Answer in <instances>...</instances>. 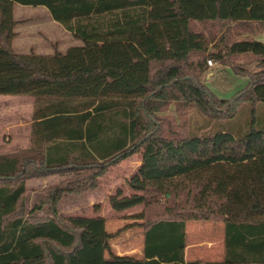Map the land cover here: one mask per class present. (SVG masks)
Listing matches in <instances>:
<instances>
[{
    "label": "trees",
    "instance_id": "1",
    "mask_svg": "<svg viewBox=\"0 0 264 264\" xmlns=\"http://www.w3.org/2000/svg\"><path fill=\"white\" fill-rule=\"evenodd\" d=\"M15 3L44 6L82 43L13 51ZM227 23L236 28L228 35L263 32L264 0H0V95L35 98L30 154L0 155V264L264 262V124L254 128L253 116L237 136L159 114L164 102L183 99L220 121L245 102L254 115L264 102V42L216 37ZM242 53L255 56L258 70L234 63ZM207 59L248 76L245 88L229 99L213 94L200 80ZM139 149L126 181L132 193L117 188L108 199L116 212L144 205L132 215L143 228L140 258L111 251L103 215L57 208L63 194L94 189ZM53 173L67 176L47 191L50 215L33 217L41 205L23 215L25 180ZM162 196L166 216L150 220L146 207ZM187 220L223 223L222 260L185 261Z\"/></svg>",
    "mask_w": 264,
    "mask_h": 264
},
{
    "label": "rangeland",
    "instance_id": "2",
    "mask_svg": "<svg viewBox=\"0 0 264 264\" xmlns=\"http://www.w3.org/2000/svg\"><path fill=\"white\" fill-rule=\"evenodd\" d=\"M13 18L15 25L13 28L14 36L8 46L17 53H36L48 54L54 50L65 51L72 45H80L82 40L74 36L61 23L54 20L44 6H30L15 3L13 7ZM234 29L231 23L224 25V28L217 33L216 37L226 36V39L237 40L243 38L256 39L264 42V31L258 34H248L242 32L239 35L235 30H230V35L225 31L228 26ZM202 30L206 33L209 29L208 24L201 25ZM236 29V28H235ZM217 40V39H216ZM210 48V46H209ZM234 63L240 65L250 72L258 70L256 58L250 53L236 54ZM200 80L206 87L217 97L229 99L233 95L245 88L249 81L246 75L235 74L228 65L216 64L208 69ZM20 101L19 99H22ZM33 96L21 95H0V135L4 134V143H11L13 135L17 129L10 128V125L18 120H28V109L34 101ZM159 114L183 120H188L189 125H193L198 132L219 130L224 127L237 136H243L247 133L252 125L254 116V128H260L264 124V102H257L255 114H251L252 105L245 102L238 107L236 115L230 119L209 120L203 116L193 102L182 100L171 101L160 107ZM10 124V125H9ZM6 125V126H4ZM9 125V126H8ZM8 126V127H7ZM7 127V128H6ZM10 132V133H9ZM10 135V136H9ZM0 144L1 154H30L23 152L19 145L12 144L4 148ZM141 149L133 152L124 159L108 167V169L97 178V186L94 189L80 190L77 193L63 194L58 201V211L61 214H84L93 216L103 214L106 218V230L111 233L109 245L112 252L116 254L135 253L140 246L137 236L128 234L130 231L141 227V220H134L132 215L142 211L144 205H136L129 209L116 212L109 204V195L113 194L117 188L122 189L123 194L132 193L127 184V179L135 171L141 162ZM67 174L53 173L44 177H30L25 180L26 192L23 197L22 213L27 216L35 205H41V208L34 212V218L47 217L49 214V204L46 202L47 191L52 187L60 184ZM169 202L162 196L157 201L151 202L146 207V215L150 220L165 217L164 206ZM188 208V205H185ZM33 215V213L31 214ZM188 221V243L193 245L211 244L209 236H213L214 243H218L222 237L221 221L214 220H187ZM202 237V238H201ZM208 239V241H207ZM133 242L131 248H127L128 241ZM264 264V262L262 263Z\"/></svg>",
    "mask_w": 264,
    "mask_h": 264
},
{
    "label": "crops",
    "instance_id": "3",
    "mask_svg": "<svg viewBox=\"0 0 264 264\" xmlns=\"http://www.w3.org/2000/svg\"><path fill=\"white\" fill-rule=\"evenodd\" d=\"M216 64H219V63H215V65ZM211 67H213V66H208V69ZM20 98H22V99H19V100L23 101V97H20ZM33 111H34V101L30 104V107L28 109V113H29L28 114V120H26V121L25 120H18V121H15L14 123H12V125L9 124L10 125L9 129L14 128V127L17 129L16 133L11 134V135H13V140L11 143H7V144L4 143L3 139H7V137L4 138V134L0 135V144L5 146L4 148H7V147L11 146L12 144H15V145H19L20 147H22L23 152H27V150L29 152V149L31 147L30 137H31V132H32V124L34 121L32 119ZM4 126H6V125H4ZM100 215H103V214H100ZM106 225H107V222H106ZM187 228H188V221L185 222V248H184V259H185V261H192V260L220 261L223 259V255H224V251H223V223L221 226V231H222L221 239H219L218 243H214L213 236L210 235L209 239L212 240L210 245L209 244H207V245L202 244L201 245V243H200V245H198V244L193 245L192 243L191 244L188 243L189 238H188V231H187L188 229ZM134 234L137 236V239L140 242V246L137 248L135 253H132L133 251H130V253L128 252L126 254L140 258L143 255V253H142L143 228L137 227L135 230L130 231V233L128 234L127 237L134 235ZM207 241H208V239H207ZM133 245H135V244H133V242H131V240H129L127 245H125V246L127 248H131V246H133ZM119 255H122V254H119Z\"/></svg>",
    "mask_w": 264,
    "mask_h": 264
},
{
    "label": "built area",
    "instance_id": "4",
    "mask_svg": "<svg viewBox=\"0 0 264 264\" xmlns=\"http://www.w3.org/2000/svg\"><path fill=\"white\" fill-rule=\"evenodd\" d=\"M207 65L208 66H214L215 65V62L211 59H207Z\"/></svg>",
    "mask_w": 264,
    "mask_h": 264
}]
</instances>
